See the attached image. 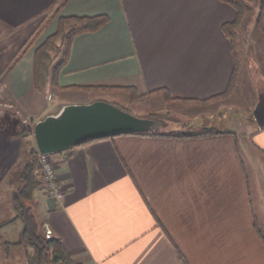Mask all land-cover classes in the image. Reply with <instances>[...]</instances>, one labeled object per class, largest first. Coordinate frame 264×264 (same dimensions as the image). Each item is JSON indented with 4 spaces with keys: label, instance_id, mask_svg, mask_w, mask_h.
I'll use <instances>...</instances> for the list:
<instances>
[{
    "label": "crops",
    "instance_id": "crops-1",
    "mask_svg": "<svg viewBox=\"0 0 264 264\" xmlns=\"http://www.w3.org/2000/svg\"><path fill=\"white\" fill-rule=\"evenodd\" d=\"M97 13L110 19L74 38L62 86L167 88L182 100L228 87L234 59L223 25L237 12L223 0H0V115L18 105L34 126L53 112L47 102L53 95L35 90V47L26 42L60 15ZM243 27L240 54L262 46L250 69L253 62L264 68V46L246 43ZM173 103L186 108L187 118L206 113L193 110L201 103ZM219 112L207 114L219 134H120L53 153L64 197L55 200L38 187L30 201L41 225L62 238L78 264H264L256 228L264 236V126L240 132ZM13 195L7 200L13 213L1 214L0 202V224L12 220L0 230L21 220Z\"/></svg>",
    "mask_w": 264,
    "mask_h": 264
},
{
    "label": "rangeland",
    "instance_id": "rangeland-1",
    "mask_svg": "<svg viewBox=\"0 0 264 264\" xmlns=\"http://www.w3.org/2000/svg\"><path fill=\"white\" fill-rule=\"evenodd\" d=\"M258 1L254 2L249 6L250 8L246 11L245 18L243 19V23L240 27L246 29V33L250 35V40L246 41L249 43L252 39L253 41L257 40V43H260L264 46V40L261 31L257 29L255 25V19L258 14ZM59 18V17H58ZM53 19L51 20L49 27L38 32L37 37L33 40V45L36 49L38 45L43 43L45 39H47L51 34H54L55 31L58 30L59 21ZM45 27V24H44ZM239 27V28H240ZM238 28V29H239ZM257 34V36H256ZM246 36V35H245ZM239 38V35H238ZM246 39V38H245ZM240 43V41H239ZM245 40H244V44ZM262 46L256 47V51L252 53L247 51H242L241 59H242V68L238 77L236 89L231 95L228 97L218 98L216 100L201 103L198 107H194L195 112H199L200 110H205L206 115L202 114L204 117H197L200 119H196L194 115L192 117H186L184 114L186 112V108H182L180 106H176V103L167 102L163 104L162 99H155L153 96L146 100L135 101L132 102L129 98V94L126 91L121 93H113L115 91H90V92H76V91H68L62 90L57 87L49 86V89L46 91L47 95H53L52 100L48 99L50 107H52L53 112L59 109L60 101H71L67 103H85L91 102L95 99H103L108 101L116 102L117 104L123 106L125 109L132 111L133 113L139 116H150V115H164L163 121L167 122L168 130H181V131H197L201 130L203 127H210L208 125L210 120H208V115L213 112H219L223 114H227V120H233L234 125H236L237 130L240 132H244L250 129L251 126H258L259 123L255 118L254 109L257 106L260 96L264 97V68H258L256 62H253L257 69H259V74H255L254 68H251L254 73H252L250 69V58L261 57L263 55ZM247 49V48H246ZM35 52V51H34ZM240 54V55H241ZM252 55V56H251ZM61 58V57H60ZM59 58V59H60ZM253 61V59H252ZM261 76V77H259ZM252 78L254 83L247 82ZM261 81V82H260ZM254 86L256 89H254ZM239 92L236 93V90ZM255 90V95L252 94V98L248 94V92ZM261 90V91H260ZM120 91V90H119ZM118 92V91H117ZM236 93V94H234ZM160 95V94H156ZM234 95H237L234 97ZM162 96V95H160ZM153 97V98H152ZM151 100V101H150ZM180 101L184 104H192L190 102H186L184 100H176ZM59 103V104H58ZM64 104V103H63ZM199 104V103H198ZM0 108H5L3 104H0ZM168 109V110H167ZM17 110V111H16ZM166 110V111H165ZM157 111H164L162 114H157ZM168 111V112H167ZM192 111L191 109L189 110ZM193 111V112H194ZM11 113L5 112V114L0 115V197H1V206L2 213H6L8 215L13 213L12 209L8 208V199L13 195V192L16 190V186L20 181L19 175H21V163H23L26 158L30 147L34 144V133L32 128V123L34 119L28 115H25L23 111L19 109L18 105H15L11 111ZM189 112V113H190ZM194 112V113H195ZM51 113V112H50ZM161 113V112H160ZM200 116V115H197ZM167 119V120H165ZM207 124V125H206ZM227 125V123H225ZM225 125V126H226ZM32 126V127H31ZM161 125L160 128H162ZM159 128V129H160ZM245 129V130H244ZM20 132V136H17V132ZM31 131V132H30ZM23 221L13 223L9 225L5 229L0 230V264H30L27 261L28 255L27 250L30 254L33 253L32 247H28L26 250V246H16L12 245L9 249L10 255H7L5 248L3 247V241L9 240L10 242H15L20 240L21 231Z\"/></svg>",
    "mask_w": 264,
    "mask_h": 264
},
{
    "label": "trees",
    "instance_id": "trees-1",
    "mask_svg": "<svg viewBox=\"0 0 264 264\" xmlns=\"http://www.w3.org/2000/svg\"><path fill=\"white\" fill-rule=\"evenodd\" d=\"M226 3L232 5L236 9V17L232 21L224 23V33L230 40L234 59V69L229 81L228 87L224 92L215 94L207 99H184L190 103H207L218 98L228 97L236 89L237 80L242 68V59L240 55V43L238 38V28L242 25L245 18L246 11L250 8L252 3L258 1V14L255 20V25L259 31H261L264 40V0H223ZM110 19V16L106 13H100L95 15H60L58 18L59 27L54 34H51L43 43L38 45L35 49L33 60V84L40 92H46L49 86L57 87L60 89L68 90H81V91H119L123 90L128 92L129 98L132 102L146 100L153 95L160 94L166 102H173L181 100L178 97L172 95L171 91L167 88H159L156 90L148 91L145 93H139L135 86H115V85H67L62 86L60 84V74L63 72L66 63H68L72 42L74 38L84 32L96 31L106 24ZM44 24L40 25L39 29L31 36L26 42V47H30L33 40L36 39L39 31L43 30ZM22 50L20 53H23ZM19 53V54H20ZM61 57V58H60ZM60 58V59H59ZM256 64V63H255ZM255 74H259V69L254 65ZM261 77V76H259ZM261 82V81H260ZM165 117H160L163 119ZM162 128L153 130L150 132H144L140 134L146 135H162L171 137H194V136H208L212 134H219L223 131L216 129L213 126L203 127L197 131H177L168 130L167 122L163 121ZM95 139H85L82 144L88 143ZM39 159V150L36 143L30 147L26 158L21 163V175H19L20 181L16 186V190L13 195L17 215L23 221V230L21 232L20 240L15 242L5 241L6 252L9 255L12 245L32 247L33 253L30 254L27 250L28 263L30 264H78L66 249L62 238L52 234L46 237V229L41 225L36 213L31 205V199L34 197L35 191L38 187H41L42 180L40 170L42 168ZM12 222V220H6L0 226ZM257 231L264 239L263 233L259 225H257Z\"/></svg>",
    "mask_w": 264,
    "mask_h": 264
},
{
    "label": "water",
    "instance_id": "water-1",
    "mask_svg": "<svg viewBox=\"0 0 264 264\" xmlns=\"http://www.w3.org/2000/svg\"><path fill=\"white\" fill-rule=\"evenodd\" d=\"M264 126V97L254 109ZM163 120L139 116L113 101L95 99L85 103H64L34 124V139L39 152L57 153L82 144L85 139L140 134L157 130Z\"/></svg>",
    "mask_w": 264,
    "mask_h": 264
},
{
    "label": "built area",
    "instance_id": "built-area-1",
    "mask_svg": "<svg viewBox=\"0 0 264 264\" xmlns=\"http://www.w3.org/2000/svg\"><path fill=\"white\" fill-rule=\"evenodd\" d=\"M40 164L42 166L40 170V177L42 180V188L46 191L49 197L55 200H61L64 197V187L58 179L56 166L52 154L39 152ZM53 234L52 229L46 227V237Z\"/></svg>",
    "mask_w": 264,
    "mask_h": 264
}]
</instances>
